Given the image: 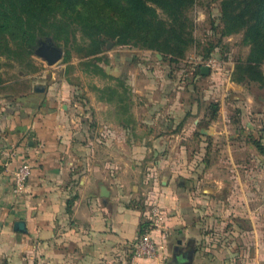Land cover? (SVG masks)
<instances>
[{"label":"crops","instance_id":"1","mask_svg":"<svg viewBox=\"0 0 264 264\" xmlns=\"http://www.w3.org/2000/svg\"><path fill=\"white\" fill-rule=\"evenodd\" d=\"M121 68L119 65L113 78L116 85L110 98H97L103 110L113 104L112 161L96 156L99 145L88 139L90 128L77 127L68 104L61 103L59 108L58 101L41 90L21 93L14 103L12 94H0V151H16L7 167L0 154L2 264H130V244L140 234L147 206L143 210L129 204L135 188L131 190L126 180L138 147H150V142L141 144L128 134L122 138V129L134 127L136 119ZM231 82V88L242 90L233 95L238 99L234 102L246 99L248 103L240 109V122L252 137L233 141L227 134L235 133L236 128H201L200 133H206L210 141V135L216 138L217 133H224L225 143L217 158H208L209 150L214 149L211 142L205 147V157L193 155L195 164L202 161L199 164L204 168L196 178L187 168L183 141L177 145L180 154L176 160L159 161L156 174L161 187L156 195L165 216L164 227L153 232L159 252L157 258L139 259L135 264H176L175 254L180 256L179 264H264V226L259 227L260 217L254 214L264 217V154L254 142L264 146L255 130L264 116V101L257 99L261 111L250 113L253 98L244 84ZM176 130V138L184 140L187 129ZM120 148H126L128 155L121 156ZM251 151L256 154L248 155ZM24 160L31 164L32 173L26 191L15 195L11 171ZM251 164L257 165L255 173L248 168ZM171 165L182 169L177 185ZM184 181L192 182L193 189L185 188ZM101 186L109 191L107 196L101 195ZM251 195L262 197L261 204H250ZM16 221L24 222V230L14 228Z\"/></svg>","mask_w":264,"mask_h":264},{"label":"rangeland","instance_id":"2","mask_svg":"<svg viewBox=\"0 0 264 264\" xmlns=\"http://www.w3.org/2000/svg\"><path fill=\"white\" fill-rule=\"evenodd\" d=\"M220 1L195 0L188 10L195 41L188 47L185 56L177 60L158 51L137 46H114L112 40H109L102 46L101 52L91 56V62L87 63L84 61L90 58H81L80 52L76 49L77 44L87 41L79 29L74 33L75 40L72 42L69 61L64 60L65 49L61 45H56L52 39L49 42L61 51L60 59L54 64L50 65L37 56L35 50L30 56L23 58L0 57V74L3 79L0 94H12L11 103H14V97L21 93L41 90L56 99L59 108H61V103L68 104L73 111L77 127L90 128L88 139L94 145H99L96 156L106 161H112L114 157L112 148L113 138H115L112 133L113 104L108 103L103 110L101 107L104 106L97 104V98L101 96L110 98L112 89L116 85L113 79L116 70L119 65L122 67L121 76L125 83L123 86L126 87L125 92L129 91L133 98L131 108L136 119L134 127L127 130L122 129V136L125 134L122 138L126 139L128 134L132 140L141 144L150 142V147H138L133 171L130 172V178L126 180L131 190L135 188L130 196L129 204L143 210L147 206L141 221L140 234L137 237L148 228L152 205L158 204L162 209L164 208L159 202V195H156L161 187L159 176L156 173L161 168L160 160L177 159L180 154L178 143L183 141L181 144L185 146L184 152L188 158L187 168L191 174L195 173L196 178L204 168L203 164H199L202 161L195 164L196 162L192 160L193 155H198L200 158L205 157V147L208 142H211L214 144V149L209 150L208 158H217L222 155L219 148L225 143L224 133H217L216 138L210 135V141L206 133H200L201 128L204 131L210 126L215 127L217 131L219 127H227L228 130L236 128L238 132L232 131L227 134L233 141L248 140V137L249 139L252 137L250 131L245 133V128H241L240 122L239 112L247 103L246 99L238 101L240 104L237 101L234 102L238 99H234L233 95L242 90L229 86L232 84L231 76L234 66L237 62L247 58L251 42L246 37V27L231 33H224L223 22L220 18ZM158 12L162 18H167L160 9ZM108 43H110L109 46H107ZM208 49H211L210 53L205 56ZM208 59H213L216 65L208 66L209 71L206 74L196 73L197 65H207ZM96 66L105 69L108 76L103 75L101 71H93L97 69ZM261 67L264 70L263 63ZM242 84H244L245 92H249L253 98V104L249 106L248 111L253 114L261 111L262 104L256 100L264 101V87L254 81ZM121 90L123 92V89ZM212 103H217L218 106L217 118L213 121L210 119ZM79 113L82 114L79 115ZM262 119L257 122L255 130L258 131L256 137L264 144V119ZM222 121H225V124ZM181 127H185L188 131L184 140L176 138V129ZM241 129L243 132H239ZM94 149L96 150V146ZM120 154L127 156V149L120 148ZM247 154L255 155L256 152L251 151ZM262 160L264 161V156ZM263 163L261 166L264 165ZM255 164L248 166L254 173L257 171ZM171 167L173 181L177 185L182 179L180 175L182 169L174 168L173 165ZM183 183L185 188L193 189L192 182L184 181ZM249 185L253 186V190L256 189L254 184ZM261 199L260 196L257 199L256 195H251L250 204L263 203L264 206V198L263 201ZM254 214L260 217L259 227H263L262 213L255 212ZM249 251L252 253V249ZM178 257L180 259L179 255ZM179 263L180 260L176 264Z\"/></svg>","mask_w":264,"mask_h":264},{"label":"trees","instance_id":"3","mask_svg":"<svg viewBox=\"0 0 264 264\" xmlns=\"http://www.w3.org/2000/svg\"><path fill=\"white\" fill-rule=\"evenodd\" d=\"M195 0H0V57L30 56L50 39L65 49L64 60L71 58L74 33L79 29L85 43L77 44L81 58L101 52L109 40L114 46H137L169 55L177 60L185 56L195 41L188 10ZM224 33L246 27L251 42L244 61L235 64L231 80L254 81L264 87V0H221ZM160 9L167 18L159 15ZM42 37H47L42 40ZM208 49L205 56H208ZM98 59V57L96 58ZM1 65V64H0ZM201 66L196 73L203 75ZM107 76L105 69L97 67ZM3 79L0 74V85ZM113 91V89H112ZM217 103L211 104L210 119L217 115ZM264 154V146L254 141Z\"/></svg>","mask_w":264,"mask_h":264},{"label":"built area","instance_id":"4","mask_svg":"<svg viewBox=\"0 0 264 264\" xmlns=\"http://www.w3.org/2000/svg\"><path fill=\"white\" fill-rule=\"evenodd\" d=\"M197 63V61H195ZM216 65L213 59H208L207 66ZM203 66V65H202ZM3 165L7 167L15 159L16 151L13 148H5L0 151ZM32 173V166L28 161H21L11 171V192L20 195L26 191L27 181ZM148 228L133 242L130 254V264H135L139 259H155L158 256L159 245L153 236L154 231H159L164 227V210L154 204L150 210Z\"/></svg>","mask_w":264,"mask_h":264},{"label":"water","instance_id":"5","mask_svg":"<svg viewBox=\"0 0 264 264\" xmlns=\"http://www.w3.org/2000/svg\"><path fill=\"white\" fill-rule=\"evenodd\" d=\"M108 43L107 46H109ZM35 54L41 58H43L48 64H54L57 62L61 57V51L58 47L54 46L50 42H42L36 49ZM209 71V67L207 65L201 66L202 74H206ZM109 191L106 189L105 186H101V195L107 196ZM14 228L16 230H24V222L23 221H16L14 224ZM179 254L174 255V261L177 263L180 259L178 257ZM179 259V260H178Z\"/></svg>","mask_w":264,"mask_h":264}]
</instances>
